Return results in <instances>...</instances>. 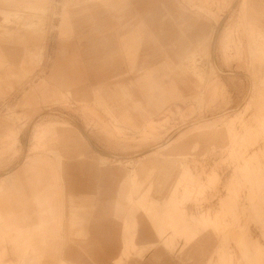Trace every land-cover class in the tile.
<instances>
[{
  "label": "crops",
  "instance_id": "obj_1",
  "mask_svg": "<svg viewBox=\"0 0 264 264\" xmlns=\"http://www.w3.org/2000/svg\"><path fill=\"white\" fill-rule=\"evenodd\" d=\"M200 1L201 7L210 9L211 0ZM243 2L245 5L246 0ZM157 3L159 0H100L95 3L98 9H75L72 19L65 18L62 31L69 34L68 40L59 41L58 33L48 37L51 71L50 76L45 71L42 77L49 76L51 81L27 91L25 102L33 106L60 101L66 93L64 88H72L76 98L95 101L96 106L86 104L84 114L90 122L93 120L90 126L96 128L80 137H72L71 130L57 129L59 122L52 120L35 128L31 139L36 153L28 156L19 171L0 181V264H116L126 240H131L135 247L147 244L151 247L148 250H154L145 261L132 257L131 264H216L215 255L221 251L226 228H236V213L225 217L222 209L218 215L206 211L212 216L209 227L195 233L191 240L177 237L183 240L179 250L175 248V238L174 250L166 251L160 244L163 236L172 235L167 234L163 224V205L168 200L165 191L169 185L161 175L167 171L160 170L155 184L162 201L152 199L149 190L153 187V170L170 162L160 160L161 153L155 150L126 172L110 163L103 165L106 158H96L90 151L101 147L113 153H127L142 148L148 141L145 138L130 142L117 133L126 129L142 133L154 130L157 110L163 102L177 92L187 97L196 91L194 79L182 74L185 65H178V54L183 53L186 42L179 37L174 21L178 13L181 20L194 23L188 34L191 39L206 31L209 24L200 19L201 14L185 8L183 0L163 2L182 9H162ZM77 11L81 13L79 18L75 17ZM166 14L169 20L165 19ZM230 37V31L223 35L224 40ZM219 38L217 49L221 59L227 61L226 52L219 50ZM243 45L241 39L234 38L227 55L232 53L233 59L241 63L245 51L250 53L248 44ZM21 54L15 72L18 78L31 72L36 52L23 48ZM4 63L0 53V66ZM164 68L171 72L169 78H163ZM7 76L10 75L0 74V86ZM12 78L11 71V83ZM93 109H99V113L95 114ZM230 120H210L203 127L218 135V124L227 128ZM3 141L5 137L0 139V170L9 164L8 160H1L5 151ZM11 141L8 149H13L16 137ZM94 160L103 166H97ZM182 170L189 171L186 167ZM133 173L137 175L134 185ZM140 176L147 181L148 189L143 194L138 192ZM95 179H121L119 190L106 195ZM106 197H113L114 201L107 203ZM184 212L188 218L195 216L196 209L188 205Z\"/></svg>",
  "mask_w": 264,
  "mask_h": 264
},
{
  "label": "rangeland",
  "instance_id": "obj_2",
  "mask_svg": "<svg viewBox=\"0 0 264 264\" xmlns=\"http://www.w3.org/2000/svg\"><path fill=\"white\" fill-rule=\"evenodd\" d=\"M97 1L100 2L0 0V53L5 61L0 66V74L11 76L12 71L13 75L12 83L7 76L5 84L0 86V139L5 137L1 160H8L9 163L0 170V181L19 171L28 156L36 153L32 133L46 121L59 122L56 128L71 130L72 137L85 136L91 128H96V125L90 126L93 120L90 122L84 114L87 105L92 103L96 106L95 101L84 102L76 98L72 88H64L66 93L60 101L41 102L33 106L25 101L27 91L51 81L48 64L52 61L47 57L46 46L48 37L58 33L59 41L68 40L69 34L62 31L66 19L74 17L75 9H98L95 5ZM183 1L185 8L201 14L200 19L209 24L206 31L194 34L191 39L188 34L194 23L181 20L178 13L177 21H174L179 37H184L186 42L183 53L178 54V65H185L182 74L194 79L195 93L186 97L177 92L176 96L172 95L163 102L157 110L154 130L147 129V133H142L126 129L117 133V136L130 142L145 138L148 141L142 148L127 153H113L101 147L90 151L96 158H106L103 165L110 163L126 172L132 170L137 160L155 150L161 153L160 160L170 162L153 170V187L149 190L152 199L162 201L155 184L160 170L167 171L161 175L169 185L165 191L168 200L163 205V224L167 234L171 232L172 235L162 237L160 245L164 250H174L175 238V248L179 250L183 240L177 237L194 239L195 233L211 224L212 216L206 211L218 215L222 209L225 217L236 213V228H226L221 239V251L215 255L216 264H264V0H246L245 5L243 0H211L210 9L201 7L200 0ZM163 2L159 0L157 3L162 9H182L174 5L166 6ZM76 16H81L80 11ZM228 27L230 29H226ZM227 31L231 33L230 40L223 39ZM220 32L222 36L219 38ZM218 38L219 50L226 52L227 61L221 59L217 49ZM234 38L241 39L246 46L248 44L246 48L250 51H245L241 63L233 59L232 53H229L230 57L227 55L228 45ZM23 48L36 52V56L31 72L18 78L15 72ZM12 52L14 54L11 55ZM241 57L239 55L238 59ZM180 67L179 72H182ZM45 71L49 76L43 79ZM170 75L168 68H164L163 78ZM93 110L95 114L99 113V109ZM230 118L227 128L222 123L218 124V135L210 134L208 128L203 127L213 120ZM13 136L17 142L13 149H8ZM94 161L97 166H103ZM185 167L189 171L182 170ZM136 178L133 173L132 185ZM120 180L95 179L104 187L105 194L117 192ZM139 185L141 189L138 192H146L147 181L141 176ZM104 201L111 203L114 198L106 197ZM242 203L247 206H240ZM188 205L194 206L196 213L186 218L184 207ZM237 210L240 212L237 213ZM113 221L119 222L115 218ZM146 246L135 247L131 240H126L116 264H131L132 257L145 261L154 251ZM24 258H27L26 254ZM35 258L40 259V256Z\"/></svg>",
  "mask_w": 264,
  "mask_h": 264
}]
</instances>
